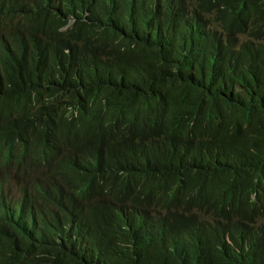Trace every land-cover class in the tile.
<instances>
[{
    "label": "trees",
    "instance_id": "obj_1",
    "mask_svg": "<svg viewBox=\"0 0 264 264\" xmlns=\"http://www.w3.org/2000/svg\"><path fill=\"white\" fill-rule=\"evenodd\" d=\"M0 264H264V0H0Z\"/></svg>",
    "mask_w": 264,
    "mask_h": 264
}]
</instances>
